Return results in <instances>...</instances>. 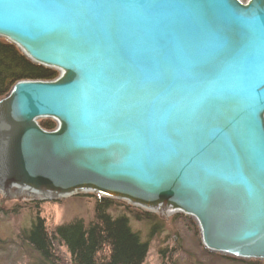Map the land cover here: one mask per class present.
Listing matches in <instances>:
<instances>
[{
  "label": "water",
  "instance_id": "obj_1",
  "mask_svg": "<svg viewBox=\"0 0 264 264\" xmlns=\"http://www.w3.org/2000/svg\"><path fill=\"white\" fill-rule=\"evenodd\" d=\"M0 39L58 74L0 98L3 201L180 213L264 260V0H0Z\"/></svg>",
  "mask_w": 264,
  "mask_h": 264
},
{
  "label": "trees",
  "instance_id": "obj_2",
  "mask_svg": "<svg viewBox=\"0 0 264 264\" xmlns=\"http://www.w3.org/2000/svg\"><path fill=\"white\" fill-rule=\"evenodd\" d=\"M57 76L54 70L32 63L13 44L0 39V98L19 80H52ZM39 125L54 130L55 122L42 119ZM93 205V217L88 222L80 218L53 225L35 213L31 223L18 230L14 243L36 255L37 264H143L149 250L148 241H143L131 229L130 217L151 223L156 216L99 196ZM151 226V233L160 227L154 223ZM250 264H264V261Z\"/></svg>",
  "mask_w": 264,
  "mask_h": 264
},
{
  "label": "rangeland",
  "instance_id": "obj_3",
  "mask_svg": "<svg viewBox=\"0 0 264 264\" xmlns=\"http://www.w3.org/2000/svg\"><path fill=\"white\" fill-rule=\"evenodd\" d=\"M96 197L97 195L89 193L57 200L45 201L24 197L3 201L0 195V264H37L36 255H31L27 248H21L14 243L18 230L28 226L34 219L35 213L44 218L46 223L53 225L69 223L73 219L80 218L88 222L93 217V204ZM131 207L139 209L135 206ZM154 215L156 217L151 223L138 222L130 217L131 229L134 232L137 231L143 241H148L149 250L143 264H164V262L167 264L170 262L174 264H250L251 261L259 260H243L209 252L201 244L197 224L192 219L180 213L167 217H161L157 213ZM152 223L158 224L160 229L157 228L151 233ZM61 249L66 251L63 247ZM65 256L69 258L67 253Z\"/></svg>",
  "mask_w": 264,
  "mask_h": 264
}]
</instances>
